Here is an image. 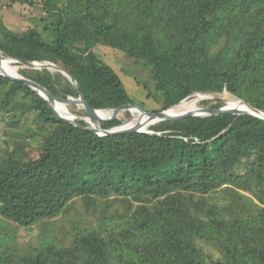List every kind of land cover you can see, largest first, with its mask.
Segmentation results:
<instances>
[{
  "label": "trees",
  "instance_id": "trees-1",
  "mask_svg": "<svg viewBox=\"0 0 264 264\" xmlns=\"http://www.w3.org/2000/svg\"><path fill=\"white\" fill-rule=\"evenodd\" d=\"M40 4L52 41L0 21V54L62 67L93 109L145 107L95 54L105 46L148 67L142 87L152 110L224 90L264 110V0ZM19 72L57 97L77 95L59 73ZM0 123L25 127L39 143L14 142L0 158V224L46 230L75 200L97 215L67 246L40 236L20 253L3 234L0 264H264V122L221 114L101 137L58 121L34 91L0 76Z\"/></svg>",
  "mask_w": 264,
  "mask_h": 264
},
{
  "label": "rangeland",
  "instance_id": "rangeland-1",
  "mask_svg": "<svg viewBox=\"0 0 264 264\" xmlns=\"http://www.w3.org/2000/svg\"><path fill=\"white\" fill-rule=\"evenodd\" d=\"M50 20V15L42 10L40 0H23L22 3L0 0V21L13 31L23 32L27 28H33L41 34L45 41L50 42L52 37L47 32ZM94 52L102 62L109 65L118 74L135 103H143L145 106L143 110L145 111H154L152 110L154 104L146 99V93H144L142 87V83L147 81L149 77L148 67L136 65L125 53L105 46H98ZM7 64L10 65V63ZM11 65L16 67L17 73L28 67H39L38 65L18 64L13 61ZM213 103L218 102L215 101ZM196 105V108L201 107L198 103ZM67 108L71 114L78 117L77 119L86 116L77 105L70 104V106L67 105ZM125 112H128L129 115H126ZM130 118L131 113L129 111H123L118 115V120L121 124ZM30 133V131L27 132L25 127L10 130L6 125L0 123V158L5 155L9 145L14 142L26 143L36 148L39 143L30 136ZM96 216L87 215L81 201L75 200L67 214L57 217L48 223V229L42 230L40 226L23 229L11 222H7L4 225L0 224V238L3 234H9L13 244H15L20 253L33 251L39 244L40 236L51 237L56 240V243L67 246L78 229L84 224L93 223ZM203 250L207 255L213 258L217 257L216 253L211 249L203 247Z\"/></svg>",
  "mask_w": 264,
  "mask_h": 264
},
{
  "label": "water",
  "instance_id": "water-1",
  "mask_svg": "<svg viewBox=\"0 0 264 264\" xmlns=\"http://www.w3.org/2000/svg\"><path fill=\"white\" fill-rule=\"evenodd\" d=\"M0 56H3L0 54ZM5 57V56H3ZM12 58V57H7ZM22 59V58H21ZM25 62L30 64H38L39 67H28L29 69H35V70H43L47 69L51 72L59 73L61 74L75 89L77 92V95L74 96H67L66 98H60L55 96L53 93H51L49 90L44 88L43 86L37 84L36 82L25 78L20 74V72L10 75L7 73L0 72V76L11 80L23 83L26 85L29 89L34 91L40 98H42L50 107L54 117L61 122H66L74 127H77L79 129L89 131L95 135L98 136H114V135H126V134H137V133H145V134H153L152 131H150V127L154 126L156 124H159L161 122L166 121H180V120H186L191 118H207L211 116H217V115H229L234 118V120L241 118V117H253L255 119H258L262 122H264V110L255 108L245 102L244 100L238 98L237 96L231 95L227 90H224L221 94L214 93V92H208V91H198L189 94L184 99L180 100L176 104L164 109V110H154V111H145L141 109L140 107L134 105V104H126L118 108H112V109H93L91 108L88 103L85 101L83 95L79 91V89L76 86V81L70 75L66 70H64L62 67L49 63V62H33L28 61L26 59H23ZM200 94L201 97L195 99L196 101L203 102V101H212V102H218L213 103L207 106H201L197 107L192 112L179 114L176 112V108L183 102L189 101L194 99V96ZM225 94H228L231 98L238 101L241 105L245 107L244 111H236L231 106H229L225 101ZM73 99L77 100L81 106L82 111L84 115L91 117L92 120L90 122H87L85 120H80L86 124V126L81 125L78 121L68 110L66 111V101ZM53 104H56L60 108L64 109L65 113L64 115H58V113L54 110ZM128 107H134L138 113L137 121L135 124L128 128L120 129L122 126L121 124L116 126H110L107 128H104L102 124L110 125L109 123L105 122H98L95 118L92 117L93 112L97 111H110V110H121Z\"/></svg>",
  "mask_w": 264,
  "mask_h": 264
},
{
  "label": "bare ground",
  "instance_id": "bare-ground-1",
  "mask_svg": "<svg viewBox=\"0 0 264 264\" xmlns=\"http://www.w3.org/2000/svg\"><path fill=\"white\" fill-rule=\"evenodd\" d=\"M12 61L18 64H27L28 66H34V65H38V64H30L27 62H23V61H19V60H15L12 58H7V57H3L0 56V72L3 73H7L10 75H14L17 73L16 71V67L12 66ZM10 63V65H8L7 63ZM225 101L226 103L231 106L234 110H238V111H244L245 107L243 105H241L238 101L234 100L233 98H231L228 94H225ZM201 95L197 94L194 96V99L186 101L181 103L177 108H176V112L179 114H184V113H188V112H192L193 110L196 109V104L198 103V101H196L195 99L200 98ZM70 104H74L77 105L78 108L82 109L81 104L77 101V100H73L70 99L68 101H66V111L68 110L67 105L70 106ZM53 108L54 110L58 113V115H64L65 111L64 109L60 108L59 106H57L56 104H53ZM123 111H129L131 113V118L124 121L120 127V129H124V128H128L130 126H132L133 124H135V122L137 121V116L138 113L136 111V109L134 107H128L125 109H121V110H110V111H97V112H93L92 113V117L95 118L98 122H105V123H109V122H113L115 120H118V115L123 112ZM69 112V110H68ZM73 115V114H72ZM124 115V114H123ZM76 119L78 118L77 116L73 115ZM77 120H85L87 122H90L92 120L91 117L85 116L83 118L80 117V119Z\"/></svg>",
  "mask_w": 264,
  "mask_h": 264
}]
</instances>
